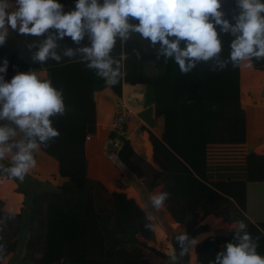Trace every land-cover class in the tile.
Masks as SVG:
<instances>
[{
  "label": "trees",
  "instance_id": "obj_1",
  "mask_svg": "<svg viewBox=\"0 0 264 264\" xmlns=\"http://www.w3.org/2000/svg\"><path fill=\"white\" fill-rule=\"evenodd\" d=\"M233 5L234 10L225 18L234 23L235 0ZM70 38L57 41L56 51L62 57L59 63L52 59L43 64L16 61L8 64L7 73L3 74L10 82L18 72L43 66L53 85L63 89L66 113L50 118L60 136L41 149L58 162L59 175L67 181L57 190L39 191L24 188L19 180L11 178L19 184L18 191L24 194L25 202L20 213L11 214L0 200V261L18 253L20 260L34 264H154L146 258L147 250L164 258V264H170L171 256L149 246L154 226L135 198L116 190L109 194L111 209L97 207L95 191L101 183L89 176L87 141L97 129L96 93L108 85L96 76L95 70L79 62L81 53L73 58L64 56L66 49L78 47ZM220 39L221 58L227 59L233 37L220 34ZM158 48L139 34H132L125 43L118 39L112 56L121 62L123 76L111 87L119 97L123 83L147 85L154 90L156 116L164 119V133L161 138L149 134L155 166H149L152 176L148 177V188L150 192L161 188V192L170 194L164 204L168 218L182 226L188 237L184 247L191 245L186 252L188 264H195V249L190 242L207 232L210 220L217 221V209L224 207V213H219L226 223L248 220L247 185L264 183V155L246 148L240 65L233 68L229 63L223 71L211 72L212 62H201L182 75L172 59L167 63L162 56L157 59ZM133 49L140 52L139 59ZM252 63L264 68V59H254ZM118 156L136 178L148 175L139 164V168H134V159H143L128 140H124ZM33 183L40 185L31 180ZM13 227V234L5 237L2 231ZM219 241L206 238L198 244L197 262L208 257L211 264L223 250ZM255 242L261 248L264 239ZM257 252L264 256V252Z\"/></svg>",
  "mask_w": 264,
  "mask_h": 264
},
{
  "label": "clouds",
  "instance_id": "obj_2",
  "mask_svg": "<svg viewBox=\"0 0 264 264\" xmlns=\"http://www.w3.org/2000/svg\"><path fill=\"white\" fill-rule=\"evenodd\" d=\"M235 8L233 23L225 18L221 0H76L75 10L70 12H65L58 0H0V45L6 43L10 30L35 37L47 33L31 59L34 63L43 64L49 59L59 63L62 57L56 51L58 40L71 37L79 46L87 36L90 46L68 48L64 56L73 58L81 53L79 62L115 85L123 76L121 62L112 56L117 40L125 43L132 34H139L153 48L159 45L157 59L162 56L165 63L172 59L182 75L210 61L209 71L218 72L229 63L235 68L242 62L251 66L254 59H264V0H235ZM220 34L233 37L227 59L220 55ZM133 54L140 58L137 49ZM8 64L5 59L0 74L6 75ZM5 75H0V122H7L0 124V161L10 157V166L0 163V171L22 183L36 167L34 152L49 147V142L60 136L50 118L65 115L66 104L63 89L55 87L50 79L30 71L16 74L9 82ZM18 132L23 134L22 139H16ZM169 195L162 191L149 199L159 210ZM246 229L240 221L234 233L236 242L226 243L211 264H264V256L257 252L258 244ZM176 240L183 257L188 237L180 234ZM196 242L191 241L193 245ZM170 259L175 261L174 252Z\"/></svg>",
  "mask_w": 264,
  "mask_h": 264
},
{
  "label": "crops",
  "instance_id": "obj_3",
  "mask_svg": "<svg viewBox=\"0 0 264 264\" xmlns=\"http://www.w3.org/2000/svg\"><path fill=\"white\" fill-rule=\"evenodd\" d=\"M59 3L64 5V11L70 12L75 10L76 0H58ZM102 3V0H100ZM70 38V37H69ZM71 39V38H70ZM44 36L35 37V36H23L19 35L16 32L10 30L9 35L6 39L4 45H0V63L3 64L5 59L10 63L23 62V63H34L31 59L35 51L38 50L40 44L43 42ZM33 45L29 49V45ZM90 46V41L86 36L85 39L81 42L78 47ZM125 56L122 55V59ZM38 63V62H35ZM243 62L240 64V88H241V107H247L248 110L255 111L257 116V123L253 131L250 132L248 129L249 125H246V148L253 149L257 154L264 155V125L260 123V111L264 110V101H255V99L247 100L245 93L258 94L259 91H262L264 88V70H254L253 63L251 62L252 68L242 67ZM30 71L35 72L42 79H50L49 71L46 67H40L38 69H32L28 71L18 72V73H28ZM252 73L249 80H246L245 73ZM17 73V74H18ZM256 74L259 76V84H255ZM124 99L132 107L133 114L131 116L127 137L135 153L143 159L142 163L149 166H155L153 159V148L149 140V134L153 133L157 137L161 138L164 133V119L162 117L156 116V98L154 90L152 87L147 85L137 84L131 85L123 83L122 87V97H119L111 86H108L103 91L96 93V102H97V129L96 133L88 138L87 141V150L88 155L92 152H95L96 148L104 146L106 141L111 137V129L113 125V120L116 116L118 109V102ZM255 103H257L255 105ZM245 105V106H244ZM149 113V120H144L140 115ZM139 116V117H138ZM7 123L6 121L0 122ZM140 130L143 133L140 132ZM23 134H17L16 139H22ZM91 147V148H90ZM15 151V149L13 150ZM117 156L119 160L118 153L113 154ZM35 159L37 161L36 167L31 169L29 173L36 178V181L40 183L39 188L42 190H52L57 189L62 186L67 180L61 178L59 175V165L58 162L46 155L42 149H37L34 152ZM96 156H92V160H96ZM91 160V159H90ZM89 160V161H90ZM134 164H139L136 162ZM145 161V162H144ZM120 162V160H119ZM4 164L5 167L10 166V157H6L4 161H0ZM121 163V162H120ZM123 165V164H122ZM141 165V164H139ZM115 166V164H114ZM122 168V166H121ZM124 169L122 170L123 175L127 178V173L131 176H135L134 172L123 165ZM89 171L91 173V166L89 165ZM90 176V175H89ZM91 178V177H90ZM94 179V178H93ZM28 180H31L28 178ZM63 181V182H62ZM23 184V183H22ZM248 201H247V211L245 216L248 220L243 221L247 225L246 231L251 234L254 241L256 238L264 239V183L260 184H248ZM18 185L14 179H11L3 171H0V200L4 203V210L11 214H18L24 208L25 196L24 194L18 191ZM39 189V190H40ZM160 189V188H158ZM150 193V192H149ZM255 207V208H254ZM219 214V213H218ZM217 221L210 220L208 230L205 234H201L196 238V243L192 245L194 252V261L195 264H210V259L205 258V261L197 262L196 246L204 241L206 238L219 239V247L223 246L228 242L235 243L234 233L237 230L238 223L232 221L233 223H226L224 217L219 214V217H215ZM237 218V217H236ZM235 218V219H236ZM233 219V218H232ZM242 221V220H241ZM206 224V223H203ZM2 222L0 221V229ZM159 226H156L154 232V237L158 239ZM184 230H182L183 232ZM156 234V235H155ZM243 234V233H241ZM163 235V234H162ZM159 241V239H158ZM257 251L264 252V242L261 245V248H257ZM19 257V254H17ZM20 258V257H19ZM13 262V263H12ZM0 264H16V253L10 254L3 261H0Z\"/></svg>",
  "mask_w": 264,
  "mask_h": 264
},
{
  "label": "rangeland",
  "instance_id": "obj_4",
  "mask_svg": "<svg viewBox=\"0 0 264 264\" xmlns=\"http://www.w3.org/2000/svg\"><path fill=\"white\" fill-rule=\"evenodd\" d=\"M221 3H222L221 10L225 13V15L228 12L234 10L233 0H221ZM242 67L244 70H246V68H252L251 66H249L248 62H243ZM254 70L255 71L264 70V68H256L254 66ZM244 73H245L244 75L246 77V80H249V77L250 75H252V73H249V72L246 73L245 71ZM255 84L256 85L259 84V76L257 74H256ZM245 95L247 97V100L255 99V101H264V88L262 89V91H259L256 96L255 94H251L247 92L245 93ZM256 104L257 103H255V105ZM127 106L133 112L132 107L129 104ZM242 109L244 112L246 125H249L250 127L248 131L252 132L254 127L256 126L258 114L255 111L248 110L247 107L242 106ZM117 112H119V108L117 109ZM140 117H142V119L144 120H149V113L140 115ZM259 117H260V120H259L260 123L264 125V110L260 111ZM142 131L140 130L141 133H143ZM110 140H111V137H109V139L106 141L104 146L100 148H96L95 152L90 153L91 155L89 154L87 158L88 159V172H89L91 179L94 178L93 179L94 181L96 180L98 183H101L98 186V188H96V191H95V194L97 195V199H96L97 207L100 208V206H103V207L105 206L107 207V209H111L112 205L109 202V199H110L109 194L110 192L116 191V190L118 192L127 193L129 196L135 198L137 202L145 209L148 216L150 217L151 222L154 226V232H156L155 231L156 226H159L158 227L159 229H157L159 230L158 235L155 234L156 236H158L159 241L157 237H154L153 240L149 243V246H151L157 251H160V253H165L167 256H171L172 253L174 252L177 258L175 259V261L173 260L170 261L172 264H175L178 259L182 260L184 264H187V254L185 253L183 257L180 256L181 245L176 240V237L178 235L184 234V232H182L181 230L182 226L175 222L173 223L172 220H169L168 212L166 210L165 205L161 209L157 210L154 207V205H152L150 202L149 197L153 194L161 192V188L160 189L157 188L151 192L149 191L148 185L150 183V178L148 177L152 176V174L150 173L151 171H149V169L147 168L146 162L144 161L145 164H143L141 161H136L139 164H141L140 167L143 168L147 172L148 175H146V177H143L142 179H138L135 176L133 177L131 176V174H128L127 170L126 171L124 170V172L127 173V178H126L123 175L122 170H121V169H124L122 163L119 162V160L117 159V156L113 155L114 149L110 144ZM96 155H97L96 160L95 161L92 160V156H96ZM89 165L91 166V173L89 171ZM133 166L134 168H139L138 164H134ZM29 173H32V172H29ZM29 173L26 175L24 181L22 182L23 186H25L24 188L39 190L40 189L39 186H37L35 183L31 184V180L36 181V178L33 177ZM28 178L31 180H28ZM17 185L19 188L20 187L19 184ZM57 189L52 188V190H57ZM39 191H42V189H40ZM217 210H218V213L219 212L224 213L225 209L224 207H221ZM14 230H15V227L9 228V229L6 228V230L2 232L4 233V236L7 237L8 234L12 235ZM27 237H28V233L25 234L23 239H26ZM190 244L192 243L190 242ZM17 254L18 253H16V264H34L30 260H26V261L20 260V258L17 257L18 256ZM145 256L147 259H149L154 264H164V262L166 261L164 258H158L154 256L153 254L148 253L147 250H145ZM39 257L40 255H37V258Z\"/></svg>",
  "mask_w": 264,
  "mask_h": 264
},
{
  "label": "built area",
  "instance_id": "obj_5",
  "mask_svg": "<svg viewBox=\"0 0 264 264\" xmlns=\"http://www.w3.org/2000/svg\"><path fill=\"white\" fill-rule=\"evenodd\" d=\"M3 75V74H0ZM6 80V77H5ZM105 81V80H104ZM105 84L111 86L105 81ZM126 100H120L118 103L119 112H117L112 129L110 144L115 153H119L127 137L128 125L132 116V111L128 108ZM122 109V110H121Z\"/></svg>",
  "mask_w": 264,
  "mask_h": 264
},
{
  "label": "water",
  "instance_id": "obj_6",
  "mask_svg": "<svg viewBox=\"0 0 264 264\" xmlns=\"http://www.w3.org/2000/svg\"><path fill=\"white\" fill-rule=\"evenodd\" d=\"M176 258H177V256H176ZM175 264H184V263L182 262V260L178 259ZM187 264H188V258H187Z\"/></svg>",
  "mask_w": 264,
  "mask_h": 264
}]
</instances>
